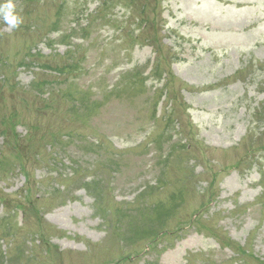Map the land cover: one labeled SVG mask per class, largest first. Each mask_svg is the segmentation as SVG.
I'll return each mask as SVG.
<instances>
[{
    "label": "rangeland",
    "instance_id": "obj_1",
    "mask_svg": "<svg viewBox=\"0 0 264 264\" xmlns=\"http://www.w3.org/2000/svg\"><path fill=\"white\" fill-rule=\"evenodd\" d=\"M0 264H264V0H0Z\"/></svg>",
    "mask_w": 264,
    "mask_h": 264
},
{
    "label": "clouds",
    "instance_id": "obj_2",
    "mask_svg": "<svg viewBox=\"0 0 264 264\" xmlns=\"http://www.w3.org/2000/svg\"><path fill=\"white\" fill-rule=\"evenodd\" d=\"M8 7L11 8L12 5L9 4ZM6 20L8 23L12 24L13 26H16V24H17V19L14 16L9 15L6 17Z\"/></svg>",
    "mask_w": 264,
    "mask_h": 264
}]
</instances>
